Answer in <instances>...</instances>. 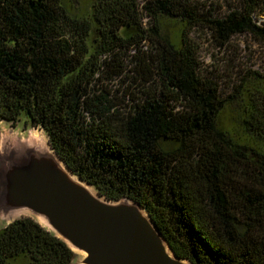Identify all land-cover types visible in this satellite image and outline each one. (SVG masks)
I'll return each mask as SVG.
<instances>
[{
    "label": "trees",
    "instance_id": "1",
    "mask_svg": "<svg viewBox=\"0 0 264 264\" xmlns=\"http://www.w3.org/2000/svg\"><path fill=\"white\" fill-rule=\"evenodd\" d=\"M259 16L264 0H239L220 17L192 0H93L85 18L60 0H0V121L15 124L23 113L99 195L146 210L177 257L264 264V90L250 99L243 118L250 135L240 142L218 126L226 99L199 74L188 40L203 28L219 46L237 34L264 44ZM162 17L181 23L175 42L161 36ZM131 50L142 83L121 114L107 93L91 89L101 68L122 73L121 52ZM74 257L29 218L0 229V264Z\"/></svg>",
    "mask_w": 264,
    "mask_h": 264
},
{
    "label": "water",
    "instance_id": "2",
    "mask_svg": "<svg viewBox=\"0 0 264 264\" xmlns=\"http://www.w3.org/2000/svg\"><path fill=\"white\" fill-rule=\"evenodd\" d=\"M32 137L0 143L1 219L29 217L80 254L79 264H191L137 202L105 199L70 171L46 136Z\"/></svg>",
    "mask_w": 264,
    "mask_h": 264
},
{
    "label": "rangeland",
    "instance_id": "3",
    "mask_svg": "<svg viewBox=\"0 0 264 264\" xmlns=\"http://www.w3.org/2000/svg\"><path fill=\"white\" fill-rule=\"evenodd\" d=\"M60 1L67 12L78 18L87 17L93 2V0ZM192 2L208 17H220L239 7V0H192ZM257 22H264V16H259ZM159 27L161 36L172 42L182 26L178 20L162 17L159 19ZM94 36L92 33V37ZM188 40L197 51L199 74L213 78L219 85L222 98L226 99L225 107L218 117V126L229 132L233 138L245 143L250 135L243 123L245 111L249 108L250 99L257 95L254 91L264 90V44L256 42L248 34H237L231 37L226 45L219 46L209 31L203 28L191 30ZM142 50L145 54L152 55L154 46L145 43ZM121 53L123 72L113 76L101 68L94 76L91 92L103 95L107 93V98L122 114L132 106L131 96L132 94L133 97L138 96L139 84L142 81L138 74L140 66H137L132 58L134 50ZM36 132L40 131L27 124L26 116L21 113L15 124L0 122V143H4V140L11 143L16 140L28 141L34 138L32 136L45 137L44 134ZM24 217L26 216L19 218ZM7 224L0 218V229ZM81 259L82 256L75 253L72 264H79ZM5 264H29V261L27 258H16Z\"/></svg>",
    "mask_w": 264,
    "mask_h": 264
}]
</instances>
